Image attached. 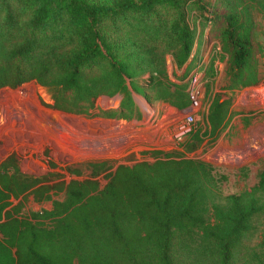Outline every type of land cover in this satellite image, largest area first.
Masks as SVG:
<instances>
[{
  "label": "rangeland",
  "instance_id": "1",
  "mask_svg": "<svg viewBox=\"0 0 264 264\" xmlns=\"http://www.w3.org/2000/svg\"><path fill=\"white\" fill-rule=\"evenodd\" d=\"M192 2L178 5L192 46L181 64L165 55L168 84L162 80L159 87L141 86L148 77L143 74L136 92L126 81L128 95L101 96L82 114L55 109L51 94L35 82L0 89L1 100L12 93L24 99L29 121L23 130L30 141L20 148L10 146L14 137L0 141V197L7 204L2 215L6 211L12 218L27 219L50 234L45 247L68 264H97L90 245L77 238L73 216L80 206L111 205L115 198L123 208L138 203L140 209L126 213L137 220L154 214L146 207L150 198L166 202L175 215L190 203L198 220L174 225L170 249L180 264H217L216 236L230 218V197L240 198L242 205L254 200L255 208L264 203L256 190L264 172V0H199L203 14ZM154 10L168 30L177 10L168 5ZM224 16L234 17L238 34L250 43V55L235 78L222 33ZM141 29L139 39L148 44L162 41V46L170 38L158 29L150 38ZM196 64L204 69L201 110L191 132L174 140V124L187 106L184 81ZM165 88L177 92L174 106L160 101ZM0 105L10 108L11 98ZM76 107L69 104L70 110ZM123 131L130 139L119 148L112 144L115 151L106 149L110 135ZM6 132L0 139L10 135ZM94 142L96 149L89 146ZM100 246L107 258L102 264H111L106 246ZM240 252L257 255L250 264H264V216L251 225Z\"/></svg>",
  "mask_w": 264,
  "mask_h": 264
},
{
  "label": "trees",
  "instance_id": "2",
  "mask_svg": "<svg viewBox=\"0 0 264 264\" xmlns=\"http://www.w3.org/2000/svg\"><path fill=\"white\" fill-rule=\"evenodd\" d=\"M180 2L0 0V89L35 82L51 94L55 109L82 114L101 96L128 95L126 81L136 92L143 74L148 77L140 81L141 86H162V80L166 82L165 55L174 56L181 64L192 46V33L179 10ZM192 3L200 14L204 13L199 0ZM160 5L177 10L168 30L155 15L154 8ZM221 21L235 78L250 55V43L238 34L233 16H224ZM141 27L150 38H155L157 29L167 31L170 38L162 46V41L148 44L139 39ZM166 90L160 92V101L174 106L177 92ZM69 104L77 107L70 110ZM219 116L220 113L217 120ZM256 190L264 195V172ZM240 200L230 197V218L216 236L217 264H234V248L236 264H250L257 258L249 253L242 256L238 247L247 239L251 225L264 216V203L255 208L254 200L245 205ZM112 202L94 203L87 210L80 206L73 216L77 238L90 245L95 263L102 264V258L103 262L107 259L100 246L104 244L111 264H180V258L170 249L172 230L184 220L197 222L194 206L188 203L175 215L167 210L166 202L150 198L146 207L154 214L135 220L126 213L140 209L138 203L134 208H123L117 198ZM6 207L0 197V264H68L55 249L45 247L50 234L27 219L12 218L6 211L3 216Z\"/></svg>",
  "mask_w": 264,
  "mask_h": 264
},
{
  "label": "built area",
  "instance_id": "3",
  "mask_svg": "<svg viewBox=\"0 0 264 264\" xmlns=\"http://www.w3.org/2000/svg\"><path fill=\"white\" fill-rule=\"evenodd\" d=\"M204 79V69L201 67V65L196 64L194 67L191 68V70L188 72L185 81H184V97L186 100V108L185 111L182 113V118L177 120L174 124V130L171 132V138L174 140H179V137L187 135L191 132L193 125L196 121V115L201 110V96H202V84ZM4 97V96H3ZM8 98H11L12 106L10 108L8 107L3 108L0 105V137L1 135H4V133H7L6 131H9L10 135L7 137H3L0 139H7L14 137V142H10V146H16L18 148L22 147L23 144H29L30 141L27 140L26 135L24 134L25 125L26 122L29 120H26V110L24 106V99L22 97H19L17 95H14L13 93L8 96H5V99L8 100ZM4 98L2 100H5ZM0 99V101H2ZM6 116L7 120H4V117ZM6 123V127H9L8 130H6V127L4 125ZM30 123V122H29ZM28 123V125H29ZM23 130V134H22ZM122 134L119 136H111L110 139H107V145L105 147V143L103 144V147H105L108 150H116L115 147L112 144H115L118 146V148L127 140V138L130 139V135L128 132L123 131ZM127 133V134H126ZM164 134V131L162 132ZM166 134V133H165ZM164 134V135H165ZM8 135V134H7ZM9 137V138H8ZM115 138V139H111ZM20 139V140H19ZM25 141V142H24ZM91 148L96 149L97 144L94 142V144L89 145ZM32 148V147H31Z\"/></svg>",
  "mask_w": 264,
  "mask_h": 264
},
{
  "label": "crops",
  "instance_id": "4",
  "mask_svg": "<svg viewBox=\"0 0 264 264\" xmlns=\"http://www.w3.org/2000/svg\"><path fill=\"white\" fill-rule=\"evenodd\" d=\"M142 107H143V106H142ZM142 107H141V108H142ZM145 107H146V106H145ZM145 107H143L142 109H144Z\"/></svg>",
  "mask_w": 264,
  "mask_h": 264
},
{
  "label": "bare ground",
  "instance_id": "5",
  "mask_svg": "<svg viewBox=\"0 0 264 264\" xmlns=\"http://www.w3.org/2000/svg\"><path fill=\"white\" fill-rule=\"evenodd\" d=\"M118 127H116V129H117ZM112 131H114V130H112ZM111 132V131H110Z\"/></svg>",
  "mask_w": 264,
  "mask_h": 264
}]
</instances>
